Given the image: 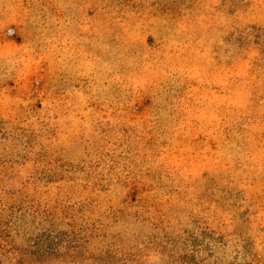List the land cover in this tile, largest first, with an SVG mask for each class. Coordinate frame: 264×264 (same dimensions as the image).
Here are the masks:
<instances>
[{
	"label": "rangeland",
	"instance_id": "rangeland-1",
	"mask_svg": "<svg viewBox=\"0 0 264 264\" xmlns=\"http://www.w3.org/2000/svg\"><path fill=\"white\" fill-rule=\"evenodd\" d=\"M0 264H264V0H0Z\"/></svg>",
	"mask_w": 264,
	"mask_h": 264
}]
</instances>
